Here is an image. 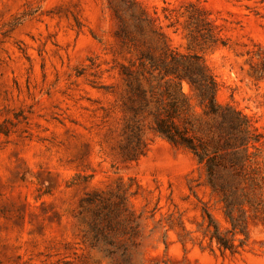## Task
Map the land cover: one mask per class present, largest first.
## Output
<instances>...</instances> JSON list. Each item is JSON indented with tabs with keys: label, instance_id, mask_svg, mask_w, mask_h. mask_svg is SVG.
Returning a JSON list of instances; mask_svg holds the SVG:
<instances>
[{
	"label": "rangeland",
	"instance_id": "obj_1",
	"mask_svg": "<svg viewBox=\"0 0 264 264\" xmlns=\"http://www.w3.org/2000/svg\"><path fill=\"white\" fill-rule=\"evenodd\" d=\"M136 1L172 49L204 59L217 102L249 117L264 167V0ZM108 6L0 0V264H264V191L236 209L246 226L235 233L191 153L149 127L143 144L129 140L130 57ZM192 6L224 45L191 41ZM104 217L113 228L96 245Z\"/></svg>",
	"mask_w": 264,
	"mask_h": 264
},
{
	"label": "trees",
	"instance_id": "obj_2",
	"mask_svg": "<svg viewBox=\"0 0 264 264\" xmlns=\"http://www.w3.org/2000/svg\"><path fill=\"white\" fill-rule=\"evenodd\" d=\"M107 1L118 23L116 37L130 57L121 72L127 88L124 107L130 118L126 128L129 140L143 144L149 127L169 144L191 153L205 170L208 186L224 203L233 230L245 234L246 220L237 219L235 211L242 201L250 205L262 201V135L248 116L217 102L219 85L204 59L172 49L158 19L148 15L139 2ZM186 17L192 42L225 44L207 11L192 6ZM206 216L208 227L214 229L213 239L228 249L217 223L209 213ZM103 220L104 228L94 225L98 230L96 245L106 230L113 228L110 218ZM108 241L110 247L115 245ZM105 253L115 255L111 249Z\"/></svg>",
	"mask_w": 264,
	"mask_h": 264
}]
</instances>
